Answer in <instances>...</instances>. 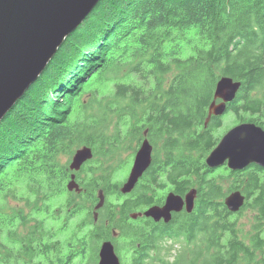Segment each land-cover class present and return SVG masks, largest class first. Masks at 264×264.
Returning <instances> with one entry per match:
<instances>
[{"label": "trees", "instance_id": "trees-1", "mask_svg": "<svg viewBox=\"0 0 264 264\" xmlns=\"http://www.w3.org/2000/svg\"><path fill=\"white\" fill-rule=\"evenodd\" d=\"M144 72L149 89L134 77ZM222 76L241 82L225 113H235L238 122L264 117V0H100L0 122V227L19 244V255L9 251L8 257L97 264L100 244L109 240L122 264H264V172L251 166L218 174L205 164L223 125L222 116L205 125ZM109 83L125 100L116 110L100 101L99 88ZM123 117L129 124L120 130ZM145 131L151 165L133 191L122 194L117 174ZM81 146L90 147L95 160L76 172L82 189L76 194L66 185ZM229 177L228 192L245 195L235 214L224 205L228 192L218 180L228 184ZM22 183L42 203L64 197L67 223L84 212L91 220L77 221L76 235L62 242L39 247L41 227L14 238L26 215L10 202ZM192 188L191 213L172 214L167 224L131 219L162 205L167 190L184 196ZM99 191L105 202L95 221ZM246 211L247 235L239 225Z\"/></svg>", "mask_w": 264, "mask_h": 264}, {"label": "water", "instance_id": "water-1", "mask_svg": "<svg viewBox=\"0 0 264 264\" xmlns=\"http://www.w3.org/2000/svg\"><path fill=\"white\" fill-rule=\"evenodd\" d=\"M100 0H0V122L14 107L29 87L42 75L64 40L76 30L92 12ZM241 82L222 76L218 79L213 100L208 108L205 125L212 117L226 112L240 90ZM141 141L128 176L119 191L129 194L152 162L153 146L147 132ZM93 158V151L82 146L75 151L69 164L73 172L66 185L68 192L80 194L76 172ZM205 164L211 170L226 166L233 172L245 171L250 166L264 169V130L252 123H241L229 129L207 155ZM196 189L184 196L169 191L162 205L152 206L142 213H134L131 219L147 217L155 222H170L172 214L191 213L195 207ZM94 207H103L105 196L98 192ZM230 213H237L245 205V195L239 190L224 199ZM114 232L113 236L116 237ZM97 264H122L114 244L106 240L100 244Z\"/></svg>", "mask_w": 264, "mask_h": 264}, {"label": "rangeland", "instance_id": "rangeland-1", "mask_svg": "<svg viewBox=\"0 0 264 264\" xmlns=\"http://www.w3.org/2000/svg\"><path fill=\"white\" fill-rule=\"evenodd\" d=\"M137 78L138 84L140 86H144L145 89H149L152 86V80L145 77V72L139 75L134 76ZM101 92V103H112L115 110L118 107L119 101H125L124 99H117L116 95V88L113 83L106 84L99 88ZM151 91V90H150ZM67 106V105H66ZM97 111V110H96ZM126 111V110H125ZM124 111V112H125ZM242 118H247L249 115L247 113L239 112V115ZM111 117L109 131H112L115 125V117ZM222 128L218 131V135L220 138L226 133L229 129H231L236 120L238 121L237 117H235L231 113H225L222 116ZM243 122V121H242ZM129 121H127L124 117L120 120L119 126L121 127L120 130H123L126 126H128ZM219 138V139H220ZM82 147V146H81ZM79 147V148H81ZM78 147L76 150L79 149ZM93 151V150H92ZM122 157L125 156V153L121 154ZM95 158L93 153V158L90 160L91 164L93 165ZM133 159L128 163L127 166H123L119 173L117 174L119 180H125L128 176L132 165ZM89 162V161H88ZM70 164V162H69ZM82 169V168H81ZM77 194V193H76ZM97 200H99L98 193H96ZM108 199H112V197H108ZM36 198L33 197L27 190V187L22 183L20 185V191L18 193V197L10 202V205L15 206L17 210H23L24 215H26L25 219L21 221V223L17 226L18 231H16L14 238L21 237L22 234H26L29 231L33 230L36 231L39 227H41V234L39 239V247L42 243H51L53 241H64L70 240L72 236L76 235L77 230V221H82V224L88 223L91 218L90 215L84 212L82 215L77 216V218L72 219L67 223L66 215H67V207H65V198L64 197H57L52 199L47 203H42L37 201L35 203ZM33 204V208L30 209L29 205ZM87 208L91 205L89 203L86 204ZM94 213V208H93ZM235 214V213H234ZM95 219V215L93 214ZM1 221V220H0ZM239 225L240 228L245 232V235L249 234L252 227V222L250 221V213L248 211L244 212L239 217ZM87 231V228H84V232ZM11 233L9 230L0 227V264H30L29 260L25 258H15V257H8L9 251L14 252L17 255L19 244L17 241L11 240L10 237ZM43 236H48L47 239L43 238ZM41 261V258H38L36 262Z\"/></svg>", "mask_w": 264, "mask_h": 264}, {"label": "flooded vegetation", "instance_id": "flooded-vegetation-1", "mask_svg": "<svg viewBox=\"0 0 264 264\" xmlns=\"http://www.w3.org/2000/svg\"><path fill=\"white\" fill-rule=\"evenodd\" d=\"M233 115L235 116V113H233ZM236 117V116H235ZM241 123H253V124H255L256 126H258V127H260L262 130H264V117H262V116H260L259 118H256L255 116L252 118V120H247V121H243V122H241V121H236V123L234 124V126L233 127H235V126H237V125H239V124H241ZM261 124H263V125H261ZM254 167H256V166H254ZM258 168V167H257ZM224 169H226V174H235V173H237V172H233V171H231V170H229L226 166H223V167H221V168H218V170H220L219 172H218V174H221V172H222V170H224ZM259 170H261V171H263L264 172V170L263 169H261V168H258ZM217 170V169H216ZM215 170V171H216ZM229 179V183L227 184L226 183V179H218L219 180V182H221V181H223V186H224V191H225V193H227L229 190H231V185H230V182H231V180L233 179V177H229L228 178ZM235 191V190H234ZM169 192V190H167V192H166V194ZM233 191H230V192H228L227 194H226V196L223 198V202H224V199L230 194V193H232ZM166 194H165V196H166ZM165 196H164V199H165Z\"/></svg>", "mask_w": 264, "mask_h": 264}, {"label": "bare ground", "instance_id": "bare-ground-1", "mask_svg": "<svg viewBox=\"0 0 264 264\" xmlns=\"http://www.w3.org/2000/svg\"><path fill=\"white\" fill-rule=\"evenodd\" d=\"M224 114H225V113H224ZM224 114H223V115H224ZM223 115H221V116H223ZM221 116H218V117H221ZM252 124H253V123H252ZM254 125H255V124H254ZM250 167H251V166H250ZM250 167H249V168H250ZM247 169H248V168H247ZM247 169H246V170H247ZM263 170H264V169H263ZM233 192H234V191H233ZM238 212H239V211H238ZM162 221H163V220H162ZM167 223H169V222H166V224H167Z\"/></svg>", "mask_w": 264, "mask_h": 264}]
</instances>
